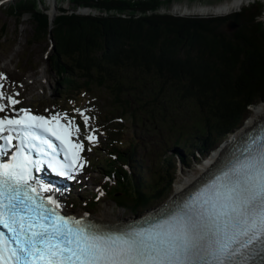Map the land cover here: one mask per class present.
Returning a JSON list of instances; mask_svg holds the SVG:
<instances>
[{"label": "snow or ice", "instance_id": "6c2138e0", "mask_svg": "<svg viewBox=\"0 0 264 264\" xmlns=\"http://www.w3.org/2000/svg\"><path fill=\"white\" fill-rule=\"evenodd\" d=\"M3 89L0 83V264H264V134L223 158L186 199L142 224L108 228L65 215L34 176L45 161L68 178L83 169L75 118L17 109L19 93ZM75 111L90 129L85 139L98 143L91 117Z\"/></svg>", "mask_w": 264, "mask_h": 264}, {"label": "trees", "instance_id": "16d2710c", "mask_svg": "<svg viewBox=\"0 0 264 264\" xmlns=\"http://www.w3.org/2000/svg\"><path fill=\"white\" fill-rule=\"evenodd\" d=\"M72 2L79 8H130L143 13L157 10L160 6L159 0ZM253 3L239 12L209 18L153 14L126 19L71 12L56 16L51 28L47 14L36 10L34 0L19 1L12 6L14 11L11 15H28L35 39L50 33L53 51L48 59L50 65L53 64L56 76L61 80L76 76V82L63 83L65 89L61 93L90 96L95 92L94 89L103 86L107 90V99L112 100L118 98L115 92L118 91V95L123 93L117 86H114V92L108 81L112 66L130 68L132 72L138 68V73H145L147 77L149 75L151 96L147 97V102L136 96L134 103L129 99L118 98L119 107L113 104L114 108L126 112L133 123L135 119L143 121L153 131L162 129L166 123L159 121L157 114L166 117L171 113L175 115L172 119L175 123L176 117L181 122L192 110V115L197 117L193 120L194 125L204 136L195 145L204 153L208 150V144L213 145L219 135L229 133L245 118L251 105L264 100V24L258 19L262 5L255 1ZM60 12L66 10L60 9ZM226 20L237 24L233 32L219 29ZM115 40H124L125 45ZM179 48H186L185 53L180 55ZM93 72H104V76L94 79ZM124 90L128 95L131 94L128 89ZM151 90H158L162 95ZM173 96L186 110L181 112L177 110L178 106L170 110L167 103ZM211 133L215 135L214 138L209 136ZM133 137L126 142H122L121 138L111 144L110 154L115 155L114 159L123 162L136 157L137 141L133 143ZM114 159L106 160L107 168L113 175L110 185L112 198L119 206L129 205L133 209L144 206L147 202L145 195L140 194L135 182L129 185L133 175L123 170L122 165ZM168 172L171 170L168 169ZM103 174L106 175V172ZM158 183L161 184L160 181ZM149 185L155 198H160L165 191L157 190L152 182Z\"/></svg>", "mask_w": 264, "mask_h": 264}, {"label": "rangeland", "instance_id": "374dc122", "mask_svg": "<svg viewBox=\"0 0 264 264\" xmlns=\"http://www.w3.org/2000/svg\"><path fill=\"white\" fill-rule=\"evenodd\" d=\"M24 0H11L5 2L0 5V35L2 34V38H0V70L6 73L9 77V83H13V87H9L8 89L13 92V90H19L20 87L25 89L23 93V98L26 103H30L33 107L37 108L40 112L44 110L43 106L51 104L52 102L58 100V103L61 101V96L59 91L65 88L63 83L66 82H76V76L66 77L64 79H60L59 76H56V71L53 70V64L50 65V61L48 56L52 53L53 47L52 43L53 40L49 35L41 36L39 39L34 38V29L33 25L29 19L28 15H24L23 17L19 16H12L13 13V5H17L16 3ZM36 2V10L41 11L47 14L49 20V26L52 27V14L55 13V16L59 15H66V13L75 12V14L81 15H97V16H114V17H121V18H129L131 16L134 17H141V16H150L153 14H160V15H172V16H183V17H199V18H209V17H223L227 16L242 10L243 7H249L250 5L256 4L262 5L261 15L259 16V20H262L264 24V2L261 0H244V4L241 8H238L237 11L227 13V14H205V15H198V14H182L178 12L172 11V6L174 3L177 4H185L187 3L188 6H192L193 3H217L222 0H159L160 6L157 10H147L146 12L132 10L130 8L126 10H115V9H99L96 6H87L85 8L91 9V12H79L81 7L79 8L72 0H34ZM130 2L137 1V0H129ZM52 2H55V7L52 9ZM61 10H66V12H60ZM52 13V14H51ZM237 27L235 22L232 20L224 21L219 29L225 30L227 32H233ZM119 37L118 40H120ZM52 40V43L50 42ZM115 40V41H118ZM123 41H118L121 45H125ZM129 47V46H123ZM180 55L185 53L186 48H179ZM105 69H108L106 65H104ZM109 71V78L111 82V87L114 86L119 87L123 93L118 95V91L115 92L118 98H124L132 100L133 103L135 102V98L142 97L144 101L147 102V97L151 96L150 92V84L151 81L146 76L145 73H138L140 70L138 68L134 69L133 72L130 68L123 69L121 67L112 66ZM94 79H97L96 76H104V72L100 73H92ZM90 78V77H88ZM86 78V80H88ZM105 78V77H104ZM85 80V79H83ZM61 83V84H60ZM104 84L103 81H101ZM7 84H5V87ZM95 86V85H93ZM124 89H128L130 91V95ZM95 90V94L90 98V100L84 103L82 106L88 108L89 113H95L97 115L98 120L95 117V120L91 122V124H98L100 130V139H99V146H97V151L91 149L89 152V157L93 161L102 162L103 148L105 147L106 143H108L110 137L109 132L106 128H111L115 131H118L120 126L124 129L125 120L131 121L132 118L127 115L126 112L122 113L121 110H117L114 108L113 104L119 107L118 98H111L112 100L107 99V93L105 87H99ZM106 90V91H105ZM156 94L162 95V92L158 90H151ZM150 100V98H149ZM176 96L170 97L167 105L169 106L170 110L172 111L173 108L178 106L177 110L183 112L186 110L182 107V103L178 102ZM64 107L67 106V100L62 99L61 103ZM69 105V104H68ZM257 105H264V100L259 101L257 104L251 105L248 108L245 118L238 124L235 125L233 130H230L229 133L225 134L226 137L223 139H217L214 143V146L217 147H224L226 143H229L231 138L235 136L236 132L239 131L252 117L254 112V107ZM112 111V112H111ZM114 113V116H113ZM123 116V117H122ZM175 115L169 113L166 117L162 114H157L156 118L161 122H166L162 125V129H157L153 131L150 127H146L144 122L139 120L135 121L134 125L130 126L128 129L130 130L129 134L134 132L135 141H137V157L135 158V162H140L144 165V168H141V176L143 183L146 180L150 179V171L154 170L153 176L156 177L158 181L161 182L160 190L163 191L162 197L155 199L152 198L149 203L145 206H139L134 210L137 213H133L135 211H131L130 209H120V208H113V203L109 199L101 200L93 212L98 215L101 213L104 208L108 209L110 212L115 214H121L124 217V220H129L135 216H142L149 212L154 211V209L158 208L164 202L169 201L174 196V185L176 180H179L183 175L188 174L189 172L197 169L202 164L199 161V157L202 155H198L197 152L193 150L196 149L195 143L199 141V139H203L204 136L198 132V129L194 125L195 119L197 117L192 115L191 113L183 117V121L180 122V118L176 117L174 119L175 123H173L172 119ZM117 117H122L123 120H119ZM120 121V122H119ZM154 121V120H153ZM181 125H180V124ZM126 126L128 124H125ZM170 125L172 127H170ZM152 126V124H150ZM148 128V130H147ZM154 129V127H152ZM147 130V131H146ZM166 130V132H164ZM112 132L114 131H110ZM173 133L175 135L173 136ZM182 134V135H180ZM162 137L160 140L159 137ZM211 138H214V134H209ZM224 136V135H223ZM232 138V139H233ZM175 141L181 142L182 146L175 147ZM187 142V145L185 144ZM92 148H96V145H92ZM180 148V149H179ZM192 154H195L194 158ZM148 155L150 157L149 165H147V160L145 159ZM145 156V158H144ZM178 158L184 159V164H178ZM102 160V161H101ZM205 161V160H204ZM103 163V162H102ZM133 164V163H131ZM150 170L146 172V169ZM167 168V173L165 169ZM168 169L171 172H168ZM100 169L96 167V165L92 164V168H90V173L86 174V178L88 179H96L95 183H100L103 181V177L100 175ZM173 176V179L171 177ZM171 179L169 185L168 182ZM87 187H85L86 189ZM91 188V187H89ZM78 191V190H76ZM75 194H71L69 197L72 199L74 198ZM89 197L88 192L84 194L82 199ZM68 206V204H67ZM83 202L82 204H78V208H69V211L73 212H81L84 210ZM154 208V209H153ZM92 212V211H91Z\"/></svg>", "mask_w": 264, "mask_h": 264}, {"label": "bare ground", "instance_id": "6f19581e", "mask_svg": "<svg viewBox=\"0 0 264 264\" xmlns=\"http://www.w3.org/2000/svg\"><path fill=\"white\" fill-rule=\"evenodd\" d=\"M264 2V0H261ZM244 4V0H222L220 2L215 3H193L192 6H188L187 3L185 4H177L174 3L172 6L173 12H178L182 14H198V15H205V14H227L234 11H237L238 8H241ZM55 7V2H52V9ZM91 12V9L81 7L79 12ZM52 14V13H51ZM55 13L52 14V20H54ZM183 17V16H181ZM5 88V84H4ZM136 116V115H135ZM137 118V117H136ZM138 119V118H137ZM264 121V105H257L254 107V112L252 114L251 119L241 128L238 132H236L235 136L229 143H226L224 147H219L215 149V152L210 154L207 158L206 162L201 164L200 167L197 169L189 172L186 175H183L179 180H176L174 185V196L173 198L181 199L185 196V193L195 189L199 186V181L202 177L205 176L207 172H209L214 164L218 161L221 162L223 158H226L227 150L230 146V143L234 142L235 140L239 141L241 146H244L249 142L250 139L253 137L259 136L261 134L258 133L257 129L260 123ZM261 127V126H259ZM244 134H246L249 139H246ZM238 138V139H237ZM180 149V148H179ZM103 176V172L101 173ZM153 178H150V181ZM158 197V196H157ZM162 197V196H161ZM119 205L116 203L113 204V208H118ZM83 215H88L86 219H94L96 221H100L103 224H108L110 226H115L117 224H121L128 222L129 220H133L131 218L129 220H124V217L121 214H115L110 212L108 209L104 208V210L92 217L91 214L86 213L85 209L81 211ZM151 213V212H150ZM80 215V214H79ZM141 217V216H140ZM120 226V225H119Z\"/></svg>", "mask_w": 264, "mask_h": 264}, {"label": "water", "instance_id": "95a60500", "mask_svg": "<svg viewBox=\"0 0 264 264\" xmlns=\"http://www.w3.org/2000/svg\"><path fill=\"white\" fill-rule=\"evenodd\" d=\"M53 21V20H52Z\"/></svg>", "mask_w": 264, "mask_h": 264}]
</instances>
